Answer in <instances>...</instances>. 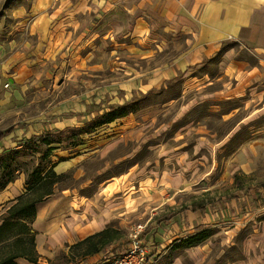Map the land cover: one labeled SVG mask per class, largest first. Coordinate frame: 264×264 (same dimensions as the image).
<instances>
[{"label": "rangeland", "instance_id": "obj_1", "mask_svg": "<svg viewBox=\"0 0 264 264\" xmlns=\"http://www.w3.org/2000/svg\"><path fill=\"white\" fill-rule=\"evenodd\" d=\"M31 1L0 0V47L3 49L0 60L25 40ZM262 15L264 17V10ZM182 38L179 44L184 42ZM130 42L129 54L123 59L115 53L114 59L109 61H113L112 65L101 62L94 70L88 65L86 70L71 77L72 58L69 63L68 58H62L61 62L48 64L40 72L38 83L28 87L29 99H38L39 104L33 103L31 110L9 117H5L6 110H2L0 127L12 124L20 134L14 136L11 143L1 145L0 154L8 149L21 150L16 163L21 170L26 168L31 172L37 164L48 167L50 163L46 164L49 159H41V150L31 153L24 145L30 136L40 135L42 130L61 129V124L82 126L87 119L92 120L121 105L137 107L127 115L83 134L82 143L77 147L68 148L66 145L72 139H65L51 152L50 161L56 163L54 171L59 178L53 193L37 204L38 217L36 213L32 223V230L39 235L37 261L28 263L20 258L18 262L109 264L127 250L130 235L139 224L144 225L141 238L146 244L145 235L153 234V224H158L161 216L172 211L166 210L168 206L161 212L156 208L160 201L152 193L159 181L169 183L172 187L169 191L181 189L178 208L189 204L195 209L200 203L207 204L215 224L224 230L210 238L212 245L208 255L198 264H233L235 261L244 264L252 255L245 249L254 247L252 243L256 244L254 258L264 256V227L258 225L264 217V115L247 119L235 130V115L231 113L235 101L203 102L200 80L187 82L180 74L149 88L148 81L154 76L153 67L159 63L165 66L164 62L169 63L171 55L168 50V54L162 50L155 59L150 56L153 51H141L137 41ZM224 48L234 50L238 58L253 61L250 53L236 41H226ZM196 75L200 79L201 73L196 72ZM140 84L142 88H138ZM35 85L42 87L37 90ZM4 87L7 86L4 84ZM75 94L77 97L89 95L87 99L91 101L84 112L63 110V104L73 102L69 98ZM23 100L28 99L24 97ZM42 110L43 116H39ZM66 136V133L62 135L63 138ZM229 161L246 164L248 171L233 170L227 166ZM19 174L26 176L23 170ZM119 177L128 178L129 182L124 185L125 189L119 188L112 200L119 201L123 193L129 195L130 210L123 218H119L121 212L113 210L108 226L120 232L114 244L105 246L98 255L80 256L75 249H70L76 242L68 244L63 240L51 246L50 240H45L47 222L57 218L51 215L66 205L65 214L72 217L67 220L69 227L96 216L91 208L95 204L94 207L101 211L98 223L103 226L108 212L103 207L105 199L97 192ZM71 202L74 206L69 211ZM80 203L83 204L80 206ZM108 206L116 204L108 203ZM64 215L61 217L65 219ZM214 229H210L212 234ZM171 243L153 250L158 252L159 264H169L175 258L178 260L174 264H193L186 252L174 250ZM189 253L194 259V254ZM197 256L201 257L200 254ZM199 258L195 256V261Z\"/></svg>", "mask_w": 264, "mask_h": 264}, {"label": "crops", "instance_id": "obj_2", "mask_svg": "<svg viewBox=\"0 0 264 264\" xmlns=\"http://www.w3.org/2000/svg\"><path fill=\"white\" fill-rule=\"evenodd\" d=\"M263 10L264 0H32L28 9L30 20L26 25L25 40L0 60V118L3 109L6 110L3 115L9 117L26 112L33 103L39 104L36 102L38 99H29L28 87L33 85L31 83H38L40 72L48 64L61 62L62 58H68L69 63L72 58L69 66L71 77L86 70L85 67H90L88 65H91L92 70L98 69L101 62L112 65L113 61H109L114 59L115 53L123 59L129 54L130 41H137L138 49L153 51L150 56L155 59L161 55L162 50L165 54H168V50L171 55L169 63L164 62L165 66L162 63L155 64L154 76L148 81L149 88L159 86L162 81L180 74L187 82L200 80L203 102L235 101L231 113L235 115V130L240 129V124L247 119L264 115ZM180 38L184 41L182 44H179ZM230 40L245 48L253 61L238 58L234 50L225 49V42ZM2 54L3 49L0 47V56ZM98 55L101 57L100 62ZM196 72L201 73L200 79ZM4 84L8 86L4 87ZM141 84L138 88L146 86L145 83ZM41 87L35 85L37 90ZM24 97L29 101L23 100ZM87 97L88 94H84V97L82 94L80 97L73 95L69 98L73 102L64 103L63 110L84 112L91 101ZM43 113L42 110L40 115H35L43 116ZM61 125L63 127L58 130L75 127L72 124ZM51 129L53 128L48 130ZM235 130L234 133L237 132ZM0 131L4 132L0 138V146L11 143L12 138L20 134L12 124L0 127ZM43 132L42 130L41 133ZM227 166L233 167V170L248 171L247 165L242 163L232 164L229 161ZM24 180L25 174H19L0 190L1 214L23 193ZM128 182V178L123 180L119 177L107 182L97 192L105 199L103 207L108 212L103 226L100 227L98 223L101 211L94 207L95 204L91 208L96 216H90L86 222L69 227L67 220L72 217L66 216V205L64 209L51 215L57 218L47 222L44 229L45 240H50L51 246L63 240L72 244L106 228L113 210L121 212L119 218H123L130 210V196L122 192L119 201L115 202L112 198L119 193L120 187L125 189L124 185ZM170 188L169 183L159 181L152 193L155 199L162 201L156 207L160 212L166 206L169 207L166 210L172 211L169 215L163 214L164 217L161 216L158 224H153V234L145 235L146 245L153 251L172 241L170 245L174 250L182 249L193 264H198L208 255L212 245L210 238L224 230L215 224V218L207 204L200 203L195 209L190 208L189 204L182 209L178 208L181 189L169 191ZM108 203L116 206L109 207ZM73 206V202L68 205L69 211ZM258 225L264 227V217ZM57 226L58 229H55ZM212 228H215L213 234L201 243L185 248L174 247L181 239ZM38 236L35 234L37 254ZM114 243L115 241L109 245ZM252 244L254 247L245 249V252L252 255L244 264H264V256L254 258L256 244ZM190 251L194 254V259ZM195 256L199 258L198 261H195ZM176 260L178 258L169 264H174ZM233 264L239 263L235 261Z\"/></svg>", "mask_w": 264, "mask_h": 264}, {"label": "trees", "instance_id": "obj_3", "mask_svg": "<svg viewBox=\"0 0 264 264\" xmlns=\"http://www.w3.org/2000/svg\"><path fill=\"white\" fill-rule=\"evenodd\" d=\"M130 104L121 105L108 110L82 126L66 128V130H51L40 135H32L24 141V145L31 153L42 151L41 159H49L47 166H39L26 173L24 180V192L0 215V264H19L18 258L28 262L37 261L35 248V232L32 223L36 217L37 204L50 196L54 190V184L59 175L54 171L56 163L50 161L51 152L61 146L65 139H72L66 146L75 148L82 143V135L94 131L97 127L121 118L134 111ZM67 134L65 138L63 134ZM4 132L0 131V138ZM62 137V138H61ZM41 146L43 148L41 149ZM23 147V146H22ZM19 149H8L0 154V190L5 188L22 170L16 163ZM62 160V159H60ZM212 234L210 229L189 235L178 241L175 248H185L197 245ZM118 229L107 226L103 230L85 237L83 240L70 246L80 256H90L99 253L105 246L119 239Z\"/></svg>", "mask_w": 264, "mask_h": 264}, {"label": "built area", "instance_id": "obj_4", "mask_svg": "<svg viewBox=\"0 0 264 264\" xmlns=\"http://www.w3.org/2000/svg\"><path fill=\"white\" fill-rule=\"evenodd\" d=\"M8 86V84H5ZM144 225L139 224L131 233L130 243L127 250L116 257L109 264H159V255L151 251L141 238Z\"/></svg>", "mask_w": 264, "mask_h": 264}]
</instances>
